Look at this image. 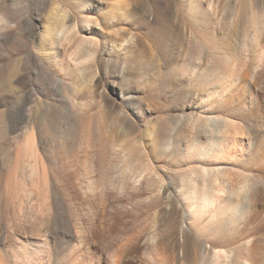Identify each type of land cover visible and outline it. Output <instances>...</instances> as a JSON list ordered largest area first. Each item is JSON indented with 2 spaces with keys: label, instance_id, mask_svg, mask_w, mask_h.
<instances>
[{
  "label": "rangeland",
  "instance_id": "374dc122",
  "mask_svg": "<svg viewBox=\"0 0 264 264\" xmlns=\"http://www.w3.org/2000/svg\"><path fill=\"white\" fill-rule=\"evenodd\" d=\"M67 1L0 0V190L10 173L13 187L19 188L9 204L0 195V255L15 242L23 256L0 264H107L124 238L135 235L141 240L150 235L153 240L139 244L136 252L130 250L134 243L127 246L119 264H208L204 259L191 262L187 250L198 239L211 242L207 231L214 228L234 235L237 225L228 223L231 213L221 190L235 189L240 174L247 176L249 199L262 211L264 222V0ZM194 6L209 9V23L193 24V19L201 21L204 16L194 14ZM57 14H66L67 23L76 21L80 27L63 44L60 63L41 39ZM87 20L90 23L83 24ZM93 25L97 30L89 37L92 42L79 47V59L69 64L67 58L82 38L81 28L88 33ZM253 32L258 47L252 42ZM126 33L141 41L132 53L118 47ZM106 45L113 49L110 61L100 53ZM75 67L87 68V84L72 80ZM31 133L33 145L28 142ZM23 144L27 147L20 163L10 172L14 153ZM102 152H112L110 163L125 156L121 165L124 160L132 162L126 180L112 181L111 196L101 188L91 192L74 183L70 195L76 196L72 203L65 201L54 174H62L67 162L77 160L81 180H95L97 173L90 172V166L100 156L103 159ZM37 164L44 168L37 171L45 173L47 187L41 190L45 195L39 189L42 184L37 188L42 195L35 189L42 177L34 173ZM142 166L148 172L134 182L131 177ZM50 182L59 189L62 203L53 201ZM158 184L171 185L166 192L184 195H175L179 201L174 203L165 195L169 192L163 194L165 185L156 191ZM203 190L209 192L211 203L201 200ZM137 195H152L148 202L152 207L142 212L129 208L117 223L111 215L106 217L118 201L131 203ZM104 199L109 201L105 205L100 203ZM65 212L73 228L82 224V240L74 237L66 243L59 215ZM110 224L115 238L106 243L105 227ZM233 235L234 241L223 249L239 246L236 253L243 255L253 235L248 239ZM40 241L48 246L41 248ZM160 243L170 244L171 251L156 252ZM219 257L216 264H224V255Z\"/></svg>",
  "mask_w": 264,
  "mask_h": 264
},
{
  "label": "bare ground",
  "instance_id": "6f19581e",
  "mask_svg": "<svg viewBox=\"0 0 264 264\" xmlns=\"http://www.w3.org/2000/svg\"><path fill=\"white\" fill-rule=\"evenodd\" d=\"M4 1H11V0H4ZM69 1H67V0H65V3L67 4ZM236 6V5H235ZM235 9V8H234ZM210 10H212L211 8H210ZM236 10V9H235ZM193 13L194 14H203L204 16H203V18L201 19V21H199L197 18H196V20L195 19H193L192 20V22H193V24H194V22L196 23V24H198V23H200V24H202V25H204V23L206 24V22H208L207 20L209 19V9H207V10H204V11H201L198 7H193ZM206 16V17H205ZM68 19H69V16H67L66 14L65 15H56L55 16V21H54V23L52 24V26H50V25H47L45 28H44V31H43V33L41 34V39H42V41L44 42V44L47 46V49H48V52L51 54V57H52V59H55L56 61H59V63H60V53H61V51H62V49H63V44L65 43V42H67V41H69L74 35H76V33L78 32V29H80V27H79V25H78V23L76 22V21H72V22H70V23H67L66 21H68ZM86 23H90L88 20L87 21H85V22H83V24H86ZM209 23V22H208ZM207 23V24H208ZM200 24H199V27H200ZM0 25H1V23H0ZM191 26H192V24H191ZM196 26V25H195ZM194 26V27H195ZM198 27V26H197ZM196 27V28H197ZM260 27V26H259ZM194 29V28H193ZM258 29V28H257ZM256 29V30H257ZM87 28H85L84 26L81 28V31H82V38H81V40L76 44V46L74 47V49L71 51V53L69 54V57L67 58V60H68V62H69V64L70 63H74V65H75V63L77 62V60L79 59V57H77L78 56V54H76V51L79 49V47H81V46H83L84 44H90L89 42H92V39L91 38H89L90 36H95L96 35V30H97V26H92L90 29H89V32L87 33ZM198 30H196V32H197ZM258 31V30H257ZM257 31H256V33H257ZM193 32H194V30H193ZM193 32L191 31V33L193 34ZM260 32H261V30H260ZM195 33V32H194ZM254 33V32H253ZM256 33H254V35L256 34ZM263 33V32H262ZM87 34V35H86ZM198 34V33H197ZM196 35V34H195ZM195 35H193L194 37H195ZM254 35H251V37L253 38L252 40V42L254 43V45H257V47H258V45H259V38H258V36H254ZM259 35H260V33H259ZM260 37V36H259ZM261 38V37H260ZM196 39V38H195ZM136 45L137 46H140L141 45V41H140V39L136 36V35H127V33L126 34H124L123 35V37L120 39V41H119V49L120 50H122L123 52H130L131 51V53H132V50H134V48H137L136 47ZM246 45V44H245ZM264 47V46H263ZM112 46H103V47H101V49H100V53L102 54V55H106L107 57H106V61H110V57H109V54L112 52ZM83 54H84V52H83ZM86 54V53H85ZM134 54V53H133ZM40 55V54H39ZM43 57V56H42ZM42 57H39V60L42 62L43 61V59L44 58H42ZM197 62V61H196ZM109 63V62H108ZM60 65V64H59ZM95 66V65H94ZM92 67V66H91ZM91 67H90V69H91ZM93 68V67H92ZM87 69V68H86ZM86 69H85V67L83 68V67H75V68H72L71 69V71H70V74H71V76H72V80H74V82L75 83H77V82H79L81 85H84V84H87L89 81H87L86 79L88 78V76L90 77V75L88 74V73H86L85 71H86ZM91 72H93L92 70H90ZM255 71V70H254ZM48 74V73H47ZM49 75V74H48ZM50 76V75H49ZM70 76V75H69ZM94 76V75H93ZM252 78V77H251ZM89 79V78H88ZM61 82V81H60ZM62 83V82H61ZM118 85V84H117ZM117 85H112V87H114L116 90H117V92H120V93H122L121 91V89L119 88V86H117ZM65 90V89H64ZM64 93V92H63ZM120 97H122V94H120ZM129 98V97H128ZM90 104V103H89ZM73 105V104H72ZM82 109V108H81ZM56 110H57V108H56ZM86 110V109H85ZM41 112H44L43 110H41ZM49 112V111H48ZM57 112V111H56ZM126 114V113H125ZM123 115H124V113H123ZM129 116V115H128ZM126 118V117H125ZM127 120V119H126ZM49 124H51V125H53V122L51 121H49L48 122ZM206 128V127H205ZM204 128V129H205ZM200 136V135H199ZM106 141V140H105ZM29 144L30 145H33V143L35 144V142H33V136H32V133L30 134V136H29ZM104 144V143H103ZM27 147V145L26 144H23V145H19V147L17 148V150H16V152L14 153V157H13V164H12V169H10L9 171L10 172H14V171H16V169H17V167H18V165H19V163H20V157H21V155L22 154H24V150H25V148ZM88 147V146H87ZM102 150V149H101ZM105 150V149H104ZM127 151V150H126ZM35 152V151H34ZM108 152V151H107ZM106 152V154H105V152L103 153L102 152V155L104 154V156H103V159H102V156H100L101 157V160H100V157H99V160L97 161L98 163L96 164L95 162V164L94 165H92V166H90V167H92L90 170V172H95V173H97V177L98 178H96L95 180L97 181V182H94L95 180L94 179H87V181L88 182H85V180H81V178H83L84 176H82L81 178L79 177V173L81 172V170H80V172H79V167H78V164L76 163V158L74 159V160H76L75 162H74V164H72V165H70L71 164V162H70V164L67 162V166H66V168H64L63 170H64V172H62V174H60V172H59V175H56V174H54L55 175V177H54V175H53V177L55 178V180L54 181H56L55 183H57L56 185L58 186H60L61 188H62V190H64V196H66V199H65V201H68L69 203H72V201H73V199H74V197L76 196L75 194L74 195H70V188H72L73 187V185H74V183H76L78 186H80V188H82L83 187V185H86V188H88V190L89 191H91V190H97V188H101V190L103 191V193L104 194H108V195H105V196H111V194H110V192H112L111 191V185H112V181L114 182V179L115 180H118L120 183H123L125 180H126V178H125V176L127 175V174H129V172L131 171V165L130 164H132V162H129V163H126L127 161L126 160H124L122 163L124 164H122L121 165V161L123 160V159H126L125 157H123V159H122V156H121V161L120 162H118V163H110L109 162V160L110 159H112V152H109V153H107ZM36 153V152H35ZM35 155V154H34ZM127 155V154H126ZM128 156V155H127ZM36 157V156H35ZM65 157V156H64ZM115 157V156H114ZM78 159V158H77ZM79 161V160H78ZM126 161V162H125ZM64 162H66V161H64ZM72 163H73V161H72ZM79 163V162H78ZM120 163V164H119ZM62 164H63V162H62ZM30 165V164H29ZM32 165V164H31ZM38 165L39 164H37L36 166H37V168H36V170H35V172L34 173H36V174H38V172H39V170L37 171V169H41L42 167H38ZM141 165H143V164H141ZM149 165V164H148ZM63 166V165H62ZM143 166H145V165H143ZM142 166V167H143ZM64 167V166H63ZM89 167V168H90ZM141 167V166H140ZM50 168V167H49ZM72 168H74V169H72ZM146 167H143V168H140V170H138V171H135L133 174H137L136 176H135V178H134V175H133V177H131V176H129V177H131L132 179H134V182H137L138 183V181H139V179L141 178V176H142V174H143V172H145L146 171V169H145ZM199 168V167H198ZM31 169V168H30ZM42 169H44V168H42ZM62 169V168H61ZM71 169H72V172H71ZM147 169H148V167H147ZM12 170V171H11ZM32 170V169H31ZM31 170H30V174L31 175H34V174H32L31 173ZM34 170V169H33ZM200 170V169H199ZM42 170H40V172H39V176H40V174L42 175V177H40V179L42 180H38V182H37V184H36V188L35 189H37V188H39V185L40 184H42L41 186H43L42 188L43 189H41V187L39 188L40 189V191L42 190H45L44 189V186H45V188L47 187V181L45 180V177H44V175H45V173H43V171L41 172ZM85 171V170H84ZM201 171V170H200ZM89 172V173H90ZM146 172H148V171H146ZM85 173V172H84ZM208 173V170H206L205 168L204 169H202V174H203V180H204V182H203V185L204 186H206L207 187V179H206V174ZM29 174V175H30ZM44 174V175H43ZM87 174V173H86ZM9 175V174H8ZM10 175L12 176V173H10ZM10 175L8 176V178H7V181L5 182V185L2 187L3 189L2 190H0V195H1V197L3 198V200L7 203V204H9L10 202H12L11 200L13 199V197L15 198V195H16V190L18 191V187L17 186H15L16 188H14L13 187V184H14V182L12 183V179H11V177H10ZM30 175V176H31ZM80 175H81V173H80ZM83 175V174H82ZM188 175V174H187ZM37 175H35V176H33V177H36ZM39 176H37V179H39ZM208 176V175H207ZM13 177V176H12ZM143 177V176H142ZM130 178V179H131ZM186 178V177H185ZM14 179V178H13ZM34 179V178H33ZM36 179V178H35ZM34 179V180H35ZM36 179V180H37ZM32 180V179H31ZM36 180L34 181V182H36ZM128 180V179H127ZM99 181V182H98ZM128 181H130V180H128ZM127 181V182H128ZM191 181V180H190ZM51 182H53V181H51ZM50 182V185H51V192H52V199H54L53 201H55V202H57V204L58 203H62L61 201H62V197H61V195H60V193H59V189H57L56 188V186L54 185L55 183H51ZM187 182H188V180H187ZM249 181H248V179H247V176L246 175H241L240 174V180H239V182H238V185H236L237 187L235 188V189H229V188H227V189H224V190H221V192L224 194V202L227 204V208H229V210L228 211H230V213H231V216H230V218L228 219L229 221H228V223L231 225V227L233 226V227H235L236 225H237V227H236V231H235V233H234V235H233V233L231 234V235H227V232L225 231V230H223V229H221V228H212L213 229V231H207V232H209L208 234L210 235V237L209 238H212V241L211 242H209L208 244L207 243H205V242H203V241H201V240H197V241H193L192 243H191V248H190V250H187V257L189 258V260H190V258H191V262H199V261H201V259H204V260H206L207 262H208V264H216V261L217 260H220V257H219V255L220 254H222V256L224 255V264H264V222L263 223H261L260 222V217L262 216L261 215V212L262 211H260L259 209H258V206H256V203H255V205H253V203L250 201L251 199H249V183H248ZM24 183V182H23ZM157 183V182H156ZM163 183V182H162ZM44 184V185H43ZM115 184V183H114ZM117 184V183H116ZM126 183H124V185H125ZM49 185V186H50ZM156 185V184H155ZM159 185V184H158ZM157 185V186H158ZM165 185V184H164ZM164 185L162 186V184H161V187H160V185H159V191L158 190H156L157 192H160V189H162V187H164ZM95 186V187H94ZM117 186V185H116ZM166 186V188H163V194H164V191L166 192L167 190H169V189H171L172 187H170L171 185H169V187H167V184L165 185ZM183 186V185H182ZM186 186V185H185ZM189 186V185H188ZM187 186V187H188ZM191 186V185H190ZM122 187V186H121ZM121 187H119V189L121 188ZM193 187V186H192ZM49 188V187H48ZM66 188H68L69 189V191L67 192L66 191ZM186 188V187H185ZM14 189H16V190H14ZM39 189H37L38 191H39ZM176 189V188H175ZM203 189V188H202ZM204 189H205V187H204ZM62 190H61V192H62ZM177 190V189H176ZM192 190V189H191ZM40 191H39V193L38 194H41L40 193ZM41 191V192H42ZM46 191H47V189H46ZM156 191H154V192H156ZM204 191V190H203ZM207 190H205L204 191V193H203V195H202V201L203 202H206V203H208L209 201H213V199H211L210 200V196L208 197V195H209V192H207L208 193V195H207V193H205ZM208 191H209V188H208ZM214 191H216V190H214ZM14 192H15V195H14ZM30 192H32V191H30ZM91 192H93V191H91ZM156 192V193H157ZM169 192V191H168ZM168 192H166V193H168ZM216 192H220L219 190L218 191H216ZM43 194H44V192H42ZM63 193V192H62ZM61 193V194H62ZM149 193V192H148ZM147 193V194H148ZM155 193V194H156ZM162 193V192H161ZM172 193V194H171ZM169 192L168 194H165L167 197H172V201H174V203H175V201H176V196L175 195H177L178 193L179 194H182V192H176L175 190H174V192ZM192 194L194 193V189L192 190V192H191ZM190 193V194H191ZM212 193V192H211ZM37 194V195H38ZM142 194V193H141ZM150 194V193H149ZM190 195V196H193V195ZM196 194V193H195ZM194 194V195H195ZM215 194V193H214ZM30 195V194H29ZM42 195V194H41ZM45 195V194H44ZM182 195H184V194H182ZM17 196V195H16ZM40 196V195H39ZM152 196V195H151ZM150 196V197H151ZM154 196V195H153ZM41 197V196H40ZM119 197H121V196H117L116 198H119ZM145 196H143L142 197V195H137V196H135V198H134V201L133 202H131V203H122V202H119L118 201V204H117V206H114V207H110V211H109V213H108V216H106V217H109L110 218V215H111V217L113 218H115L114 219V221L117 223L118 222V218L120 217L121 218V216L122 215H124L126 212H128V210L127 209H129V208H131V210L132 211H134V210H136V211H139V212H142V211H144V210H146V207H148V202H149V200H150V197H145ZM160 197V196H159ZM173 197H175V198H173ZM182 197V196H181ZM188 197H189V195H188ZM43 198V197H42ZM65 198V197H64ZM164 198V197H163ZM185 198V197H184ZM223 198V197H222ZM44 199V198H43ZM154 199V198H153ZM165 199V198H164ZM170 200H171V198H169ZM178 199V198H177ZM217 199V198H216ZM117 200H119V199H117ZM170 200H168L169 202H170ZM39 201V200H38ZM64 201V202H65ZM102 202H100L101 204L103 203L104 205L107 203V202H109L108 200H106V199H104V200H101ZM154 201V200H153ZM159 201H161V200H158L157 202H159ZM179 201V200H178ZM178 201H176V202H178ZM192 201V200H191ZM252 201H254V200H252ZM42 202H44L43 200H42ZM167 202V201H166ZM211 202H209V203H211ZM171 203V202H170ZM174 203H173V205H174ZM181 203V202H180ZM261 203V202H260ZM66 204H68V203H66ZM154 204H156V202L155 203H153V205ZM158 204V203H157ZM164 204V203H163ZM11 205V204H10ZM17 205H19V204H17ZM62 205V204H61ZM65 205V204H64ZM73 205V204H72ZM130 205V206H129ZM151 205H152V203H151ZM159 205V204H158ZM176 205H177V203H176ZM59 206V205H58ZM175 206V205H174ZM179 206H180V204H179ZM179 206H178V208H179ZM208 206V205H207ZM61 207H63V206H60V208ZM70 207V206H69ZM152 207V206H151ZM150 206L148 207V208H151ZM170 207H172V206H170ZM72 208V207H71ZM147 208V209H148ZM176 208H177V206H176ZM134 209V210H133ZM169 209V208H168ZM69 210V209H68ZM212 210V209H211ZM210 210V212L211 213H213L214 214V212L215 211H211ZM65 211V210H64ZM71 211V210H70ZM173 211V210H172ZM61 212H63V209H62V211ZM60 212V213H61ZM175 212V211H174ZM173 212V213H174ZM185 211H183V213H184ZM56 213V212H55ZM59 213V212H58ZM176 213V212H175ZM43 214V213H42ZM67 213L65 212V213H62V215L61 214H59L60 215V217L62 218V220H63V225H62V231H63V234H64V236L66 237V243H71V241L73 240V238L75 237V238H78L79 240H82L83 238H84V236H85V230H84V228H82V224L80 225V223H78V225L77 226H75L74 228H73V226H72V224H71V222H70V220H69V218H67V215H66ZM185 214V213H184ZM44 215V214H43ZM188 215V214H187ZM212 215V214H211ZM213 216V215H212ZM74 217H75V219L76 218H78V214H75L74 215ZM137 217V216H136ZM182 218H183V216H182ZM190 218V217H189ZM79 219V218H78ZM183 219H185V218H183ZM61 220V221H62ZM107 220H108V218H107ZM141 220V219H140ZM137 221V220H136ZM185 221V220H184ZM244 221V222H243ZM25 222V221H24ZM50 222L51 221H49V222H46V224H45V231L47 232V233H49L50 231H51V227H50ZM115 222H113V223H115ZM195 222H196V220H195ZM105 223V222H104ZM207 223V222H206ZM220 224V223H219ZM240 224L242 225V226H240ZM13 225V224H12ZM29 225V224H28ZM36 225V224H35ZM105 225V224H104ZM188 225V224H187ZM193 225V224H192ZM58 226V225H57ZM185 226V225H184ZM199 226H201V225H199ZM212 226V225H211ZM15 227V226H14ZM35 227V226H34ZM191 227V226H190ZM193 227V226H192ZM191 227V228H192ZM221 227V226H220ZM224 227V226H223ZM238 227H241V228H238ZM29 228V227H28ZM106 234H107V237H106V239H104L105 240V242L106 243H112V241H114V238H115V235L113 234V230H112V228H113V226L110 224V225H107L106 227ZM184 228V227H183ZM60 229H61V227H60ZM202 229H204V228H202ZM206 229H208V228H206ZM241 229V230H240ZM74 230V231H73ZM171 230V229H170ZM200 230V229H199ZM198 230V231H199ZM238 230H240V231H238ZM108 231H110V232H108ZM180 232V231H179ZM184 232V231H183ZM176 233V232H175ZM182 233V232H181ZM46 234V233H45ZM183 234V233H182ZM198 234V233H197ZM14 235V234H13ZM47 235V234H46ZM118 235V234H117ZM134 235H135V233H134ZM196 235V234H195ZM232 235L233 236H236V235H238L239 237H242V239H248L250 236H252L253 238L252 239H248V241L246 242V244H247V246L245 245V249H244V251H245V253L243 254V255H241V254H238V253H236V251L239 249V246H231V247H229L228 249H223V247H225L226 246V244H227V246H228V244L229 243H231L232 241H234V237H232ZM48 236V235H47ZM47 236H45V237H47ZM129 236V235H128ZM127 236V237H128ZM133 236V235H132ZM169 237H168V241H169V243L171 244V243H173V241H174V236H173V233H171L170 232V234L168 235ZM117 237V236H116ZM203 237V236H202ZM237 237V236H236ZM69 238V239H68ZM176 238V237H175ZM200 238V237H199ZM151 239H152V236H147V237H145V238H143L142 240L141 239H139V238H137L136 237V235L135 236H133V237H128L127 239L126 238H124V241L123 240H121V242L123 241L124 243L122 244L121 242V245H120V247L119 248H117V246H116V248H117V250L115 249V251L113 252V258H112V261L113 262H107V264H119L120 262H121V258L123 257V256H125V254H126V248H127V246H129L130 244H133L134 243V247L132 248V249H130L131 251H134V252H136L137 250H140V249H138V245L139 244H147L149 241H151ZM153 240V239H152ZM236 240H238V238L236 239ZM242 241V240H241ZM240 241V242H241ZM244 241V240H243ZM40 247L41 248H44V247H47L48 246V243L46 242V241H40ZM151 243V242H150ZM159 244V243H158ZM170 244H162V243H160V247L159 248H155L156 249V252H157V250L159 251V250H161L162 252L161 253H163L164 255H166L168 252H170L171 251V247H170ZM239 245V244H238ZM242 246V245H241ZM154 248H153V250H154ZM64 250H65V248H64ZM155 251V250H154ZM219 251H221V252H219ZM242 251V250H241ZM25 252V251H24ZM3 253V252H2ZM27 253V252H26ZM25 253V254H26ZM112 255V254H111ZM161 255V254H160ZM23 257L22 256V252L17 248V244L15 243V242H13V243H11L9 246H8V248L6 249V251H4V253H3V255H0V263H2L5 259H7V260H16L18 257ZM26 257V256H25ZM124 258H126V257H124ZM23 259V258H22ZM6 260V261H7ZM19 260V259H18ZM189 260H187V261H189ZM98 261H100V259H98ZM5 262V261H4ZM10 262V261H9ZM16 262V261H15ZM21 262V261H20ZM206 262V263H207ZM127 264V263H126Z\"/></svg>",
  "mask_w": 264,
  "mask_h": 264
}]
</instances>
